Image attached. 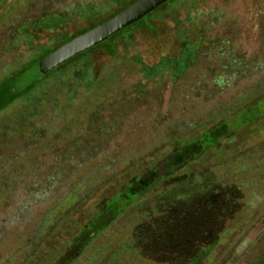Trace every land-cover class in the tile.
<instances>
[{
    "label": "rangeland",
    "instance_id": "374dc122",
    "mask_svg": "<svg viewBox=\"0 0 264 264\" xmlns=\"http://www.w3.org/2000/svg\"><path fill=\"white\" fill-rule=\"evenodd\" d=\"M44 3L64 15L65 22L41 33L28 28L26 33L33 35V47L22 44L12 48L7 44L8 50L0 53V79L9 68L38 53V47L75 34L110 16L120 6V0H6L5 6L10 8L5 13L4 8L0 9V42L2 34L6 35L4 41H9L13 30L8 27L20 14L19 10L28 13ZM176 5L179 8L174 12ZM88 10L99 14L89 16ZM197 16L202 26L192 20ZM151 20L155 29H137L127 40L113 43L115 47L109 52L99 48L65 66L58 64L50 76L44 77L50 73L49 69L38 63L33 70L37 83L30 91L23 92L34 81L27 74L4 80L10 91L0 95V264H21L20 261L46 264L41 255L43 250L38 253L39 258H29L24 242L35 222L42 218L41 211L58 198L59 194L29 201L50 171L61 166L69 168L63 182L58 184L59 190L72 180H86L87 198L79 212L68 217V221H78L92 211H87V206L101 194H110L115 180L122 181L128 172L125 171L127 153L138 158L141 140L154 135L153 130L143 127L142 119H161L164 123L196 120L200 127L194 135L201 134L200 128L206 119H187L192 110L189 107L192 97L188 92L192 81L196 80L198 63L190 64L179 76L172 77L176 63L166 62L179 53L174 35L175 20L192 27L194 32L202 29L204 59L234 57L240 62L238 79L235 77L236 82L229 87L223 85L217 99L228 101L232 92L243 90L264 74V0H179L173 7L161 9ZM56 22L47 20L44 25ZM211 39H218V43ZM160 62L163 65L153 69ZM144 66L150 73L155 70L158 74L148 78V73L142 69ZM263 112L264 97L220 120L216 126L219 141L204 148L196 144L176 163L171 181L180 179L186 167L201 172L202 165L211 166L217 160L216 155L202 161L205 149L208 152L220 150L229 156L230 153L237 155L243 143L258 146L264 141V116L254 118ZM255 129L258 134L252 137ZM53 147L54 151H49ZM218 161L220 177L227 178L228 184H240L236 209L247 216L262 212L264 165L252 161L251 166H246L238 156L231 164ZM183 162V166L178 167ZM238 169L246 170V183L236 182L242 177ZM135 170L136 167H132L129 173ZM9 178L14 183L7 188ZM120 181L116 186L121 185ZM119 201H123L121 197L107 202L105 210L93 220L94 228L86 230L79 238L72 237L76 228L67 221L63 228H53L48 234L46 229L40 230L38 236L55 245L51 259L64 253L68 255L47 264H80L86 253L104 244L109 236L117 237L116 234L124 231L127 216L136 212L142 200L131 204L129 210ZM119 204L121 210L112 215ZM20 205L24 207L19 210ZM70 243L71 252L66 250Z\"/></svg>",
    "mask_w": 264,
    "mask_h": 264
},
{
    "label": "trees",
    "instance_id": "16d2710c",
    "mask_svg": "<svg viewBox=\"0 0 264 264\" xmlns=\"http://www.w3.org/2000/svg\"><path fill=\"white\" fill-rule=\"evenodd\" d=\"M5 1L0 0V9L4 8L3 13L10 8L9 5L6 8ZM135 1L129 0L127 4H124L126 0H120L117 11L110 16L100 19L84 29L81 28L75 34L61 36L50 45L38 47V53L24 62L18 63L16 67L9 68V71L3 75L0 79V95L8 94L10 88L4 85L6 82L4 80L11 79L15 75L24 76L27 74L34 79L29 87L23 90L24 93L30 91L37 83L36 74L33 73L34 67L40 63L42 58L75 36L111 18ZM177 1L179 0H164L158 3L154 9L140 19L60 64L65 66L67 63L75 62L99 48L109 52L113 50L112 46L115 47L120 39L127 40L137 29H155L151 19L155 18L164 7H173ZM178 8L176 5L173 8L174 12ZM32 10L28 13L27 10L25 13L19 10L20 14L8 27V30H13L9 41H4L6 35H1L0 53L8 50L6 49L8 45L12 48L22 44L33 47V35L26 33L28 28L33 27L35 32L41 33L63 24L66 19L61 13L52 10L48 3ZM87 14L95 16L99 13L88 10ZM47 20L57 22L49 26L44 25ZM192 20L202 26L199 16ZM175 22L174 35L179 53L177 57L166 59V62L176 63L172 77L179 76L190 64L198 63L196 80L192 81L191 89L188 92L192 97V102L189 104L192 110L189 111L191 116L187 119H206L202 122L201 134L194 135V132L200 127L199 121L196 120H176L175 123H164L161 119H142L143 127L153 130L154 135L147 140H141L138 158H133V155L127 153L125 171L128 170V172L122 181L115 180L114 191L112 190L107 195L108 197L101 194L96 201L87 206V211L88 209H92V211L83 215L84 217L79 218L78 221H68V217L79 212L78 209L87 198L86 180H72L65 184L66 186H63L62 190H59L58 184L63 182L62 178L69 168L61 166V169L50 171L51 174L48 175L46 181L38 186L41 189L33 188L37 191L29 201L35 202L40 196L44 200L59 195L56 200L41 211L42 218L35 222L29 237L24 242L29 258H39L40 250H43L41 255L46 264L51 260L56 261L57 258V260L67 258L68 255L64 253L65 255L51 259L55 252V245L49 239H41L38 236L39 231L44 228L48 234L53 228L61 226L63 228L64 222L67 221L70 226L73 225L76 228L72 237L79 238L86 230L94 228L95 225L92 222L105 210L107 202L121 197L123 201L119 202L122 203L124 209L128 210L134 202L142 201L137 208L133 207L136 208V212L127 216L124 231L122 230L119 235L116 234L117 237L109 236L104 244L86 253L87 255H84V260L80 264H150V262L152 264H264V210L249 216L240 213L236 209L240 184L235 182L228 184L227 178L220 177L218 172V159L231 164L233 158L237 156L240 162L246 166H251L252 161L264 165V141L256 147L243 143L237 155L230 153L227 156L220 150L208 152V149H205L202 153V161L216 155L215 159L217 160L211 166L202 165L201 172L186 167L182 171L180 179L171 181L175 176L176 163L178 164L184 159L196 144H201L204 148V146L219 141L216 126L220 120L225 119L241 107L249 106L252 101L256 102L264 97V74L259 75L243 90L232 92L228 101L217 99L216 96L220 91L222 92L223 85L229 87L236 82V78L238 79L237 71L239 70L237 67L240 62L234 57L204 59L202 29L194 32L192 27H185L184 22L179 20H175ZM211 41L218 43V39H211ZM220 41L224 40L220 39ZM201 51L202 53H200ZM136 56L137 54H135ZM162 63L154 65L153 69L161 67ZM53 69L54 67L49 69L50 73L44 77L52 75ZM142 69L148 73V78L158 74L155 70L150 73L147 66ZM88 74L90 75V73ZM205 89L207 91H204ZM263 116L264 112L254 119L258 120ZM207 131L208 133H206ZM256 134L258 132L255 129L251 136L254 137ZM54 149L55 147L49 151H54ZM227 159L228 161H226ZM183 164L184 162L178 167ZM132 167H136L133 174L129 173L132 172ZM237 172L242 177L236 182L246 183L248 179L244 176L246 170L238 169ZM8 181L10 183L8 182L7 188L14 183L13 179L9 178ZM119 181L121 185L116 186ZM2 196L5 197V193ZM22 207L24 205L18 206V209L20 210ZM120 207L119 204L116 211L112 210V215L118 210L120 211ZM57 212H59L58 216L55 217ZM66 250L71 252V243ZM78 253L76 254L78 255ZM20 262L22 264V261Z\"/></svg>",
    "mask_w": 264,
    "mask_h": 264
},
{
    "label": "water",
    "instance_id": "95a60500",
    "mask_svg": "<svg viewBox=\"0 0 264 264\" xmlns=\"http://www.w3.org/2000/svg\"><path fill=\"white\" fill-rule=\"evenodd\" d=\"M164 0H136L111 18L94 26L88 31L79 34L70 41L64 43L55 51L41 59L47 69H51L73 55L80 53L89 47L105 40L111 34L140 19Z\"/></svg>",
    "mask_w": 264,
    "mask_h": 264
},
{
    "label": "crops",
    "instance_id": "0c3cea01",
    "mask_svg": "<svg viewBox=\"0 0 264 264\" xmlns=\"http://www.w3.org/2000/svg\"><path fill=\"white\" fill-rule=\"evenodd\" d=\"M0 113H2V112H0Z\"/></svg>",
    "mask_w": 264,
    "mask_h": 264
}]
</instances>
